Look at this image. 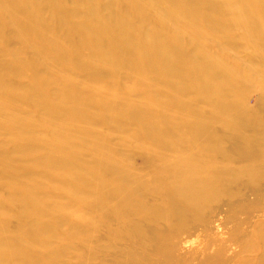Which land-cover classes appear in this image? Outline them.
Listing matches in <instances>:
<instances>
[{
  "label": "rangeland",
  "instance_id": "rangeland-1",
  "mask_svg": "<svg viewBox=\"0 0 264 264\" xmlns=\"http://www.w3.org/2000/svg\"><path fill=\"white\" fill-rule=\"evenodd\" d=\"M34 1L32 6L37 10L34 13L42 15V19L46 14L50 15L48 9L44 13L46 8L41 0ZM76 1L65 0L63 11L73 17L72 23L83 25L88 16L78 9ZM170 1L98 0L102 16L128 14L133 23L142 21L140 25L157 27L155 31L160 30L162 34L177 33L175 36L183 46L190 52L199 53L200 58L203 53L216 77L224 79V92L232 96L229 105H220L190 85L182 94L155 81L153 76L138 75L126 65L92 55L82 46L81 49L77 31L62 29L64 38L62 32L59 35L61 29L54 26L56 22L53 23L51 16L44 18L49 25L53 23L51 30H47L35 22L36 17L26 18L27 13L16 12L13 0H0V12L3 20L6 18L3 23L12 24L13 28L1 30L0 46L6 41L4 47L9 45V49H16L15 60H27L26 63L40 68V73L36 68L34 70L38 73L35 72L36 78L46 77L48 81L60 78L74 84L91 97L89 103L93 106L92 114H89L92 118L80 121L68 117L72 105L67 102L57 101V113H51L48 106L21 98L30 87L31 79L26 73L7 69L8 58L0 49V72L4 75V83L14 96L20 95L16 98L0 94V197L7 199L10 196L8 172L12 171L16 172L20 182L36 186L34 189H44L46 186L38 180V174L41 171L55 174L56 168L43 165L40 170L33 171L30 166L47 157L52 149H57L61 158L70 154L72 160L86 167L91 179H95V183L82 181L80 184L85 194H91L87 198L62 188L59 190L60 182L55 183L57 188L52 191L47 210L51 208L49 212H53L52 208L61 207V215L25 214L26 208L21 202L12 207L0 204V211L3 209L9 215V224L0 223L3 227L0 228V240L7 251L5 264L25 263L16 253L29 250V237L44 241L41 250L38 249L41 255L36 257V264H264V16L261 15L264 10L253 0L245 3L246 0H206L208 6L205 2L204 13L214 15L213 21L223 20L220 24L214 22V26L219 25L216 29V26L208 27L207 23L198 20L194 12L190 16L191 8L182 9L174 5L176 1L173 4ZM39 3L43 9H38ZM215 6L219 10L214 9ZM139 7L144 11L143 17L137 10ZM136 11L140 12L141 18ZM136 14L139 18L134 16ZM20 19L27 25H19L17 20ZM208 24L213 26V23ZM23 26L37 30L41 39L54 42L63 61L50 60L57 57L56 53L52 57L54 52L42 51L44 43H40L43 40L33 43L30 31ZM52 26L59 31L55 28L54 32ZM12 30L20 32L19 43L13 37L14 32H10ZM67 33L71 36L69 39ZM18 47L20 51L17 52ZM77 54L81 55H78L80 61L87 62L83 60L81 64ZM72 56L81 65L88 63L89 71L91 67L100 68L98 71L105 69L98 75L104 76L105 82L90 79L88 73L72 69L69 64L74 61ZM137 76L150 90L148 97L145 89H142L143 93L141 89H135V93L127 94L110 85L121 81L120 84L124 83L128 89H134L132 80L138 79ZM45 87L52 95V101L57 100L53 96L59 85L46 82ZM109 101L117 103L118 108L133 110L139 107V111L154 113V122H170L175 129L172 133L181 138L185 135L181 130L184 125L199 126L202 131L198 134L205 139L192 143L175 137L170 145L156 143L145 136V129L132 114L127 113L123 118L122 127L99 115ZM16 132L22 135L23 143L16 142ZM3 169L8 171L3 172ZM111 173L113 176H105ZM105 178L109 179L111 188L106 187ZM117 186L122 189L118 191ZM188 188H203L202 196L189 195ZM20 197L18 194L16 198ZM44 223L46 228H41L40 233L35 230V224Z\"/></svg>",
  "mask_w": 264,
  "mask_h": 264
},
{
  "label": "bare ground",
  "instance_id": "bare-ground-1",
  "mask_svg": "<svg viewBox=\"0 0 264 264\" xmlns=\"http://www.w3.org/2000/svg\"><path fill=\"white\" fill-rule=\"evenodd\" d=\"M41 1H42V3L41 2L40 3L43 4V6L46 8V11H44V13L47 12V9H48V11H50V15L47 16V14H46V17L51 16L52 17L51 20H53V23L56 22V23H54V26L58 25V28L61 29V31L59 32V35H61L60 34L61 32L63 34L64 31L62 29H64L65 31L66 30L67 31H73V32L77 31L79 35L77 33H74V35L77 34L79 36V38H77L78 39L77 42L80 45V47L82 46L83 49L85 51H87L88 53H90L92 55H98L99 57L100 56L107 57L109 59V61H111L112 63H118L117 65H119V64H122L124 66L126 65L127 66L126 68L130 69L133 72H137L138 75H147V76L150 75V78L154 77L153 79H155V81H158L162 84H165L169 88H174V91H175V89H177V90L181 91V93L185 92L187 90V86L190 85V86H193V88H195L196 91L203 92V95H208L209 98L217 101L220 105L224 106V105L230 104L229 97H232V96H229L228 94H226L224 92V88H223L224 87L223 86L224 85V79H222V78L220 79V78L216 77L214 70H213V67H211V65L209 63H207L205 61V59L203 58V53H202V55L200 53V56H202V58H200L198 56L199 53L195 54L196 51L195 52L188 51V49L183 46L184 44L181 42V40L175 36L177 33L175 35H168L167 32L163 31L164 33H167V34H162L160 30H158L160 32L155 31V29L157 27L156 28H150V27H145L146 24H144L145 26L140 25V23L142 21L138 23L139 20H137V23L139 24V25H137L136 21H135V23H133L134 21L131 18H129L127 13H125L126 11L124 13L127 15L122 14V16H119L115 13V14L107 15L106 17H104L100 13L101 6H100L98 0H77V1L75 0L78 3V4H75L78 6V9L83 10L84 13H86L88 16V20L86 21L85 24H83V25L78 24L77 25V24H74V22L72 23L73 17H71L70 14H66L65 11H63L65 8V4H64L65 0H41ZM166 1H168V0H166ZM175 1L177 4H174V5L181 6L179 8H182V9L191 8L193 11L191 12L190 16H192L193 15L192 13L194 12V15L197 16V19L199 17L198 20H202V22L204 21L205 23H207V26L209 25L208 27L213 28L216 26V29H217V28H219V25H218V27L216 24L214 26V22H217L218 24H220L223 21L222 19H218V20L213 21L214 19L212 16H214V15H212V14L209 15L208 13L207 14L204 13V10H205L204 4H205L206 0H171L170 3L173 4ZM212 1H214V0H212ZM254 1H255L254 4L257 7L259 5V7L264 10V0H253V2ZM33 2L35 3L34 0L33 1L32 0H13V5L16 8L15 11L20 10L21 13L22 12L27 13L26 18H28V16H31L33 18L36 17L35 22L38 23V25H40L41 27L49 30L50 25H52L53 23L50 22V25H49L48 20L45 21V19H44L46 17H44L42 19V15H40L39 13L38 14L34 13L36 8H34L32 6V5H34ZM243 2L245 3V2H247V0L243 1ZM10 3H11V1H10ZM40 3L38 5V7L41 5ZM167 3L170 4L169 2H167ZM207 4L208 3L206 2V6H208ZM128 5L131 6V3H128ZM203 6H204V8H202ZM247 7H248V5H247ZM40 8H42V7H39L38 9L40 10ZM130 8L132 9V7H130ZM13 9L14 8H12V10ZM214 9L219 10L218 7H216V6L214 7ZM137 10L140 11V7ZM138 11H136V12H138ZM180 11H182V10H180ZM184 11L185 10H183V12ZM16 12H19V11H16ZM140 12L142 13L141 15L143 17L144 11L143 12L140 11ZM140 12H138V15L140 14ZM260 12H262V10ZM1 13L2 12H0V40L2 38L1 30L4 29L5 27H11L12 28V24H9V23L6 24L7 22L3 23L6 20V18H5V20H3L4 16ZM185 13H186V11H185ZM255 13H256V11H255ZM3 14H4V12H3ZM41 14H43V12H41ZM75 14H77V13L75 12ZM141 15H139V17ZM186 15H188V13ZM261 15L264 16V13ZM126 16H128V17H126ZM134 16L136 18H139L137 16V14ZM195 16L192 18H195ZM19 17H20V15H19ZM24 17L25 16H23V19H24ZM131 17H133V15H131ZM21 18H22V16H21ZM192 18H191V20H192ZM148 19L146 18L145 20H148ZM197 19L195 21L194 20L193 21L197 23L198 22ZM54 20H56V21H54ZM22 21L23 20H21V19L19 21L17 20L19 25H21L20 23H24ZM250 22H252V21H250ZM208 23H213V26H210V24H208ZM25 24L26 23H24L23 25H25ZM252 24L253 23H251L250 25L252 26ZM255 24L253 26L257 27ZM258 25H259V23H258ZM54 26H52V27L54 28L53 31L55 32L56 27H54ZM151 26H152V24H151ZM153 26H155V25H153ZM224 26H225V24H224ZM23 27L27 30V32L30 31V33H31L30 38L32 39L33 43H36V42L38 43V42L43 40V37L41 36L42 39L40 38V36H39L40 33H38L37 30L34 31V29L32 30L31 27H29V29H28V26H23ZM257 28H259V27H257ZM6 29L7 28H5V30ZM223 29H225V27ZM57 30H56V32H57ZM162 30H164V29H162ZM165 31H167V29H165ZM10 32H12V34L14 32L13 37L17 38L18 40L16 39L17 40L16 43H19V41H21L20 40V37H21L20 32L15 31V30L14 31L12 30ZM260 33H261V31H260ZM258 34H259V32H257V36H258ZM178 35H180V33ZM261 35L263 36V34H261ZM62 36L64 37V34ZM67 36H68L67 39H69V37H71L69 34ZM64 38H66V37H64ZM7 40H9V37ZM183 41H184V39H183ZM188 41H190V40H188ZM5 42L3 43L4 45H5ZM8 42H11V41L9 40ZM13 42H14V40H13ZM187 43H189V42H187ZM40 44H43V48H42L43 50L42 51H45V53H51L52 54V52H54L52 57H54V55L56 53L57 57L52 58V59L50 58V60H52V61L56 60L58 62L61 59L63 61V59H62L63 56L61 54L57 53L56 45L54 42H51L47 39H44L42 41V43H40ZM40 44H38V45H40ZM4 45H1L3 47L1 48V46H0V49H1V53L3 55H5V57L8 58V60L6 59L7 60V67L6 68L7 69H16L19 72H21L23 75H25V73H26L29 75V77L31 79L30 87L28 88V90H26V92L24 91L25 95L23 97L21 96V98H27V100H31V101L34 100L35 103L42 104V105L44 104V105L49 107L48 109L51 113H57V110H56V108H57L56 102L57 101H59V103H66L67 102V103L72 105V107L70 106V110H68L69 111L68 117H72L73 119H79L80 121L88 120V119L92 118V116H89V114H92V113H90V111L93 110V106L89 103L91 97H89L88 94H86L83 90H82L83 91L82 92L81 89L79 90L74 84L70 83L69 81H67L65 79L57 78L55 80L48 81L49 79H46L45 76H44L45 78H43L42 76L40 78H39V76H38V78H36V73L38 72V70L41 71V69L40 68L38 69V67L36 68L35 65L32 66V65L26 63L27 60L23 61V62L21 60H15L13 57V54H15L16 49H9V47H10L9 45H7L8 47H4ZM44 45H45V47H44ZM190 45H192V44L190 43ZM262 45H263V43H262ZM12 46H14V45L12 44ZM16 46L17 45H15L14 47H16ZM82 47H81V49H82ZM177 47H179L180 49H178ZM19 48L20 47H18V49ZM195 48H196V46H195ZM18 49H17V52L20 51V49L19 50ZM84 50H82V51L85 52ZM199 50H201V49H199ZM199 50H197V51H199ZM263 50H264V48H263ZM75 51H77V50H75ZM83 54L85 55V53H83ZM78 55H80V54H77V58L80 61L81 58L79 59ZM72 57L74 60L73 62H75L76 66H77V67L74 66L75 63L73 65V62L69 61L70 62L69 64L71 65L72 69L75 68L77 71L84 72V74L88 73V75H90V79L105 82V80H103L104 76L103 77H102V75H101V77L98 76V75H100L99 71L102 70L101 72H103V70H105V69H101L98 71V69H100V68H98V69L94 68L93 69L91 67L89 69H92L93 71L90 70V71H92V72H90L88 70V63H85L87 61H85L83 59L85 61L84 62L85 66L87 65L85 67L84 65H81L83 60L80 61L81 64H79V61L77 60V58L74 56H72ZM88 57H89V55H88ZM62 61H60V62H62ZM109 61H107V63ZM63 63H60V64H63ZM89 63H91V62H89ZM64 64H67V63H64ZM110 64L111 63L109 62V65ZM67 65H65V66H67ZM112 65H114V64H112ZM67 67L69 68V65ZM93 67H95V66H93ZM121 67H123V66H121ZM35 68L37 69L36 70L37 72L34 71ZM109 68H111V66ZM44 69L46 70L45 66H44ZM65 70H66V68H65ZM1 72H0V94H8V95H11V96L16 97V98H17V96L20 97V95L14 96L15 93L12 92V90L9 89L5 85L4 75ZM110 72L108 71L106 73H110ZM38 73H40V72H38ZM38 73H37V75H38ZM118 75H117V77L116 76H114V77H116V79H117L119 76H121V74L119 76ZM108 78H109V76H108ZM120 79H121V77H120ZM130 79H133V78L130 77ZM142 80L139 77H138V79H135V81L132 80V83L135 86L134 89H132V88L128 89L127 87L124 86L125 85L124 83H123V85L120 84L121 81L116 82V83H110V85H113L118 90L123 91L127 94H131V92L135 89H141V92L143 93L145 91L142 89L147 90V85ZM107 81L110 82V80H107ZM114 81H116V80H114ZM46 82L49 83V85L51 83H56L59 85V88L57 87L58 88L57 92L53 96V97H56L54 99H57L55 101L53 100L54 102L52 101V99H51L52 95L48 92V90L45 91ZM122 82H124V81H122ZM148 91H150V90H147V94L145 93L146 96L149 95ZM172 91H173V89H172ZM47 92H48V94H50L49 97L46 94ZM133 93H135V92L133 91ZM152 94H153V92L151 93V95ZM146 96H144V97H146ZM157 99H158V97H157ZM116 104L113 101H109V102L105 103L104 104L105 106L101 108V113H99V115H104V117L108 118L109 120L111 119L113 122L116 123V125L122 127V124L125 121L123 118L127 115V113L132 114L131 116L133 118H135V120L138 122L140 127L145 129V132H144L145 136L151 138L152 140H155L156 143H162L164 145H170L172 143L171 140L174 139L175 137L181 138V137L177 136L175 133H172L173 131H175V129L173 128V126L171 125L170 122L164 121V120H160L159 122H154L152 120L154 113H149V111L148 112L139 111V109H140L139 107H138L139 109L137 108L138 110L135 108H133V110H131V108H121L120 106H119L120 108H118ZM142 110H143V108H142ZM145 110L147 111V109H145ZM93 115H94V117L96 116V114H93ZM118 117L120 118V120L118 119ZM194 126L195 125L190 126L189 124L184 125L181 128V130H183L185 132L184 133L185 135H182L181 139H183V140L185 139V140L192 142V143L193 142L198 143V142H201L202 140L204 141L205 136H201L200 134H198L202 131L201 127H199V126L194 127ZM158 134H161V135H158ZM15 140H16V142H19V143H23V141H25L23 139L22 135L19 133L16 134ZM20 145L22 146V144H19V146ZM26 152H28V151H26ZM0 163H2V160H0ZM43 165L55 167L57 170L55 174H46L44 171H41L38 174V180L43 181V185L46 186V187H44V189L41 187L39 189L38 188L34 189V188H36V186H33V185L31 186L30 183L20 182L18 180L16 172H14V171L8 172L9 179H10V185H11L10 196H9V198L7 197V199L0 197V204H5L8 207H12L13 204H16L17 202L18 203L21 202V205H24L26 208L25 214L28 212L30 215H32V214H36V215H47V214H53V215L56 214L57 215V214H60L61 215L63 213V208H61V207L52 208L53 212H49L51 210V208L49 210H47L51 204L50 198L52 196L53 189H56L58 187L57 189L61 190V188H62V190L67 191V192L70 191L73 194H75L76 196L79 194L80 198H87L88 196L91 195L90 193L85 194V191H84V189L82 190V187H80V184H82V181H84V182L89 181V182L95 183V181H94L95 179L92 180L91 179L92 176L89 175L88 169L86 167H83V165L79 164L75 160H72L70 154H67L63 158H61L59 151L57 149L56 150L52 149L50 154L47 157H42L41 159L34 161L33 164L31 165L32 167L30 166V168H32L33 171H36L37 169L40 170V168ZM4 168L6 169L5 166H4ZM5 169H3V172L5 171ZM7 171H5V172H7ZM109 171L110 170H108L106 172H109ZM108 175L113 176L112 173L107 174L105 176L109 178ZM105 181H106V187L111 188L108 185L109 179L105 178ZM56 182H60V185L57 187L55 185ZM120 188H121V186L116 187V189L118 191H120L122 189V188L121 189ZM188 189H189L188 190L189 195H192V194L201 195L202 194L201 191L203 188H195V189H191V190H190V188H188ZM18 194L21 195L20 198H16L18 196ZM5 212H3V209L0 211V223H8L9 224V222H8L9 221V215H6ZM43 221H45V220H43ZM44 226H45V223L40 224V226H37V224H35L34 227H35V230L39 232V231H41V228H43V229L46 228ZM34 227H32V228H34ZM0 228H3V227H0ZM22 228H25V227L22 226ZM17 235H18V232H17ZM22 235L24 236L25 232H23ZM10 237H12V235ZM28 239H31V245L29 246V250H31V252L26 248L24 250L22 249L20 251H17L18 253H16V254L21 259L23 258V260L25 262L24 264H36V261H37L36 257H39L41 255L38 253V249H39V251L41 250L42 243L44 241L43 242L41 241L42 242L41 243L38 239H36V237L35 238L29 237ZM10 240L12 241V239H10ZM3 243L0 240V264H5V259L7 257L6 247H4ZM9 253H10V251H9Z\"/></svg>",
  "mask_w": 264,
  "mask_h": 264
}]
</instances>
